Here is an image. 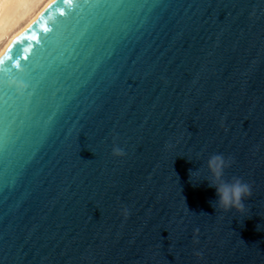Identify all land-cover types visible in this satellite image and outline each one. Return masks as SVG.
I'll use <instances>...</instances> for the list:
<instances>
[{
    "label": "water",
    "instance_id": "water-1",
    "mask_svg": "<svg viewBox=\"0 0 264 264\" xmlns=\"http://www.w3.org/2000/svg\"><path fill=\"white\" fill-rule=\"evenodd\" d=\"M0 264H264V0H54L0 59Z\"/></svg>",
    "mask_w": 264,
    "mask_h": 264
},
{
    "label": "bare ground",
    "instance_id": "bare-ground-1",
    "mask_svg": "<svg viewBox=\"0 0 264 264\" xmlns=\"http://www.w3.org/2000/svg\"><path fill=\"white\" fill-rule=\"evenodd\" d=\"M54 0H21V3H6L0 0V59L15 40Z\"/></svg>",
    "mask_w": 264,
    "mask_h": 264
},
{
    "label": "clouds",
    "instance_id": "clouds-1",
    "mask_svg": "<svg viewBox=\"0 0 264 264\" xmlns=\"http://www.w3.org/2000/svg\"><path fill=\"white\" fill-rule=\"evenodd\" d=\"M112 154L121 156L123 152L120 148L114 147ZM226 167H228V161L222 155H213L208 159L209 186L215 187L218 198L215 202L217 207L239 212L244 208V200L251 196V187L239 178H234L230 183H222L221 178ZM197 173L193 174V178ZM124 212L127 215V210Z\"/></svg>",
    "mask_w": 264,
    "mask_h": 264
},
{
    "label": "snow or ice",
    "instance_id": "snow-or-ice-1",
    "mask_svg": "<svg viewBox=\"0 0 264 264\" xmlns=\"http://www.w3.org/2000/svg\"><path fill=\"white\" fill-rule=\"evenodd\" d=\"M6 3H21V0H4ZM3 19L2 11H0V20Z\"/></svg>",
    "mask_w": 264,
    "mask_h": 264
}]
</instances>
